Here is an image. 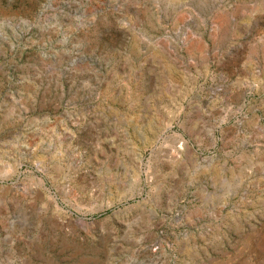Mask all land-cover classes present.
Returning a JSON list of instances; mask_svg holds the SVG:
<instances>
[{"label": "rangeland", "instance_id": "rangeland-1", "mask_svg": "<svg viewBox=\"0 0 264 264\" xmlns=\"http://www.w3.org/2000/svg\"><path fill=\"white\" fill-rule=\"evenodd\" d=\"M0 264H264V0H0Z\"/></svg>", "mask_w": 264, "mask_h": 264}]
</instances>
